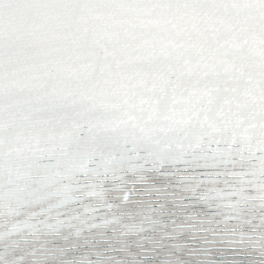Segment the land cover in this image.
I'll list each match as a JSON object with an SVG mask.
<instances>
[{
	"label": "snow or ice",
	"instance_id": "6c2138e0",
	"mask_svg": "<svg viewBox=\"0 0 264 264\" xmlns=\"http://www.w3.org/2000/svg\"><path fill=\"white\" fill-rule=\"evenodd\" d=\"M0 264H264V0H0Z\"/></svg>",
	"mask_w": 264,
	"mask_h": 264
}]
</instances>
